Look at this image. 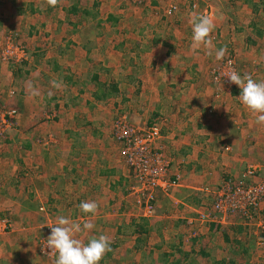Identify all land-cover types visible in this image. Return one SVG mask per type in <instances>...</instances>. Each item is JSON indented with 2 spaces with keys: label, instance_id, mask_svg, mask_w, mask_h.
<instances>
[{
  "label": "rangeland",
  "instance_id": "1",
  "mask_svg": "<svg viewBox=\"0 0 264 264\" xmlns=\"http://www.w3.org/2000/svg\"><path fill=\"white\" fill-rule=\"evenodd\" d=\"M63 1L57 0L55 6H50L47 0H0V111L2 109L7 112L16 111V118L11 125L5 127L4 136L0 137V153L6 148L7 139L15 137L23 139L28 129H35L36 135L41 137L45 126H29L28 122L33 120L38 125L40 120L56 119L58 110L55 104L58 102H61L59 106L66 103L74 107L76 111L78 109L79 115L85 120L97 118L94 122L97 126L88 129L86 134L88 137L92 136L101 140L103 123L108 124L107 128L110 125L113 135L110 136V144L104 142V145L110 149L111 156H114L115 152L112 153V151L118 150L119 153L118 144L114 140V129L120 120L125 119L128 123L140 128L154 123L160 129L163 128L166 121L160 114V117L156 115L155 100L170 102L174 96L162 94V89L171 87L168 91L177 93L175 100L179 101L183 97L180 88L189 81L196 84L200 79L203 80L201 75L210 74L211 76L206 79L217 88L220 101L226 106L238 104L242 112L247 109L237 98L240 93L238 95L233 93L234 88L239 91L240 89L230 81L225 82L226 76L223 74L235 69L241 75L248 74L255 80L264 82V41H259L260 47L248 42L251 38L256 39V29H260L264 35V0H150L142 5H135L128 0H66L64 2L67 3L68 12L76 8L78 12L80 11L78 15L65 13L64 15L67 16L60 18L56 13L53 16L57 19L54 23L42 17L45 14L40 11L46 12L47 8L50 10L52 7L56 10L61 2L63 5ZM81 2H83L82 5H80ZM194 4L196 5L192 6ZM84 11L89 14H84ZM193 12L206 14L214 20L215 25L223 26L221 31L215 30L212 36L216 48L227 47L224 60H216L214 52L212 56L207 55V50L203 48L192 50V27L189 21ZM77 21H80V26ZM61 22L64 24V29L60 26ZM249 22L254 23L255 27L263 28L251 31L247 28ZM223 23L227 26L225 27ZM232 25L234 28H228ZM183 38L188 42L184 43ZM158 39L160 43L163 40L167 41L168 44L180 50H176L175 53L171 51L173 54L179 53L174 56L177 60L175 64L170 65V60L167 61L166 52L170 50L168 46H163V52H158L157 57L153 59L152 52L156 47L153 40L158 41ZM72 43L79 45V49ZM11 45L23 51L17 56L6 57L7 48ZM140 56L145 57L142 59ZM153 61H156L155 65L152 64ZM94 76H98L97 82L93 81ZM97 83L102 84L97 85ZM115 85H118V93L110 95L107 99L98 100L96 95L109 93L112 91L111 86ZM104 89L109 91L105 92ZM185 95L186 98L191 96ZM193 97L196 102L200 101L197 98L204 99L199 94ZM85 99H90L92 104L85 107ZM169 105L173 109V105L166 104L168 110ZM179 108L182 112V108ZM233 108L236 107L228 109L233 112ZM211 109L214 111L212 107ZM61 110H63L62 107ZM73 111L72 113H76L75 110ZM27 112H30L29 116ZM36 113H41V116H36ZM23 114L27 116L24 119L21 117ZM27 118L28 120L23 122ZM244 119H249L248 123L255 127L258 133L263 134L261 130L263 126L257 124L254 116H246ZM99 125L101 127L98 128ZM8 148L10 149L6 153L12 152L10 156L7 155L10 160L17 158L24 162L23 151H20V154L15 152V148H18L16 145ZM13 153L16 156H12ZM98 155L96 159L98 163L106 159H103L105 154H101L102 157ZM84 159L89 161L87 167L94 164L90 159L86 157ZM10 160L6 162L8 165ZM19 167L21 169L22 166ZM254 167L261 168L259 177L254 180L258 182L264 177V166L257 164L253 165V169ZM13 174L14 172L3 173L2 175L6 176L0 180H11ZM91 175L93 174L87 177L93 181L95 176ZM230 176H225L222 184L225 180L231 179ZM87 177L82 179V182H87ZM0 190H3L1 185ZM27 193L33 194L30 191ZM22 195L26 202H22L21 206L26 210H32V215L37 221L34 226L29 221L27 222L29 225H26L23 220L20 221V226L13 228L9 241L13 249L7 256L10 261L13 257V264H36L39 255L41 258L46 257L43 253L47 249L45 245L51 232L50 227L55 225L60 215L57 214V210L53 212L49 210L45 203L39 205L32 199L28 202V197L23 193ZM210 201L213 202L210 198L206 207L212 205ZM38 209L42 215L39 212V216L35 213ZM112 213L114 216L122 215V211L118 210ZM129 214L140 215L143 219H152L155 216V210L148 218L134 205ZM62 215L65 214L62 213ZM69 216L73 217L71 213ZM261 220L264 221L262 211ZM254 223H248V225H254ZM197 226H199L197 230L199 236L194 237L197 231L191 226H188V234H186L189 240L188 246L193 242L191 239L199 237L200 242L196 240L197 245L187 249H184L185 247L179 250L174 249L177 245H173V242L178 241L179 238L183 239L185 235L178 231L176 239L165 238L161 254L152 260L153 262L148 260L147 264H172L173 262L170 263V258L167 256L171 248L175 250L173 261L181 264H222L223 252H225L224 257L232 258L233 254L238 255L233 249L239 244L235 240L229 242L224 238L225 229L217 230L215 226L216 231L211 236L208 224ZM167 227L162 229L165 234ZM39 228L43 231L42 234ZM108 233L107 231L104 235ZM229 233L232 234L231 231ZM156 240L158 243V238L152 241ZM129 241L132 242L133 239ZM28 247L38 250L37 259L27 250ZM46 258L48 262L54 264L55 255ZM129 259L128 264L140 262L137 261L140 258L133 254ZM248 259L250 256L245 255L240 257L239 261L241 264H250ZM228 262L227 260L224 264ZM258 264H264V261L260 260Z\"/></svg>",
  "mask_w": 264,
  "mask_h": 264
},
{
  "label": "crops",
  "instance_id": "2",
  "mask_svg": "<svg viewBox=\"0 0 264 264\" xmlns=\"http://www.w3.org/2000/svg\"><path fill=\"white\" fill-rule=\"evenodd\" d=\"M64 1L63 5L61 2L56 8L59 11L55 9L50 11L48 8L46 12L40 11L45 14L42 17L54 23L57 19L53 17V12L54 14L58 13L60 18L67 16L64 15L68 11L67 3ZM82 4L83 2L80 5ZM227 23L229 24L228 21ZM253 24L249 22L247 27L251 31L258 27ZM223 25L227 26L224 23ZM60 26L64 29L62 22ZM230 27L234 28L233 25L228 28ZM222 28L221 25H215L217 31L219 29L221 31ZM258 28L262 29L263 27ZM183 40L184 43L188 42L185 38ZM153 41L156 44L155 50L152 52L153 59L157 57L158 52H163V46H168L170 50L166 52L167 61L170 60V65L175 64L177 60L174 56L179 55V53H173L177 48L164 40L161 43L159 39V42ZM259 41H264V38L256 37L255 40L252 38L248 40L249 43L256 44V47H260ZM72 44L79 49V45ZM140 57L143 59L145 56ZM135 58L137 59V57ZM155 62L153 61L152 64L155 65ZM201 76L203 78V80L200 79L201 82L193 84L194 82L190 83L189 81L180 88L183 97L179 101L175 100L177 93L168 91L171 87L162 89L161 92L174 96L170 102L155 100L156 115L161 116L166 121L162 128V139L158 146L171 159V181L180 179V182L171 188L168 195L161 192L158 194L155 203V216L152 219H143L140 215L129 214L132 207L136 205L134 198L128 191L132 185V178L129 167L118 155V150L112 151L115 153L114 156H111L110 149L104 145V142L110 144V136L113 135L110 125L107 128L106 122L103 123V127L107 130L101 128V140L92 136L88 137L86 136L88 129L97 126V123H94L97 118L85 120L79 115L78 109L76 111L74 107L68 106L66 103L59 106L61 102H58L55 104V108L58 110L56 119H48L49 121L47 118L36 119L40 120L38 125L33 120L28 122L29 126H45L41 137L36 135L35 129H28L25 131L23 139L18 137L7 139V146L0 153V179L6 176L2 175L3 173L14 172V174L11 180H0V185L3 187V190H0V264H13V257L10 261L7 256V254H11L13 249L9 244L13 228L20 226V221L23 220L26 225L32 223L34 226L37 221L32 215V210H26L21 206L22 202H26L22 193L28 197V202L32 199L39 205L45 203L52 212L57 210L56 212L60 216L63 213L64 216L79 222L81 225L86 220H90L95 225L94 229L86 234H78L79 238L85 242L89 237L99 236L108 231L107 236L110 239L112 251L105 255L101 264H128L131 254L140 258L137 260L140 262L134 264H147L148 260L153 262L152 260L161 254L163 245H165V238L172 239L171 237H174L173 239H176L178 231L185 235H183V239L179 238L178 241L173 242V245H177L176 247L173 246L174 249L179 250L183 247L187 249L192 245H197L196 240L199 243V237L191 239L193 242L188 246L187 228L191 222L197 219L198 212L203 210L208 204V200L212 198L209 192L219 188L225 176L231 175V179L236 178L234 180L239 181L248 167L257 164L264 166V125H261L263 126L261 129L263 134L258 133V130L248 123L249 119H244L251 115L249 110L241 112V107L237 103V106L224 105L220 101L217 88L206 79L211 75L204 74ZM233 93L238 95L240 91L233 89ZM185 94L191 96L186 98ZM197 94L204 99L197 98L200 101L196 102L193 95ZM84 102L85 107L92 104L90 99H85ZM166 104L173 105V109L169 105L170 109L168 110ZM179 107L182 108V112L179 111ZM229 107L236 108H233V112H231ZM73 110L76 113H72ZM29 113L27 112V116ZM243 114L246 116L244 115V117ZM35 115L41 116V113ZM27 116L23 114L21 117L24 119ZM27 120L28 118L23 122ZM13 145L18 147L15 148V152L20 154V151H23L24 162L17 158L12 160L8 158L7 155L10 156L12 152H6L10 149L8 147H13ZM101 154H105L103 159H106L98 163L97 155L102 157ZM12 156L16 155L13 153ZM85 157L88 159L92 157L90 160L94 164L87 167L89 161L84 159ZM8 160L11 161L9 162L10 165L6 163ZM19 166H22L21 169ZM242 173L243 175H241ZM90 174L97 178L93 177V181H91L87 177ZM85 177L88 178L87 182H82ZM27 191L33 194L27 193ZM82 201L96 202L98 207L94 216L91 214L86 216L81 212L79 205ZM211 202L210 204H212ZM263 208L264 206L261 207V211L264 215ZM117 210L122 211V215L114 216L112 211ZM109 211L111 212L109 213ZM38 212L39 209L38 211L35 210L39 216L40 212ZM69 213L73 217H70ZM40 215L42 214L40 213ZM28 221L29 223H27ZM256 222L249 226L244 219L236 216L231 217L227 225L221 227L209 225L210 235L216 231L214 230L216 226L217 230L218 228L225 229L224 238L227 241L233 242L235 240L239 244L237 248L233 249L238 254H233V256L239 257H224L225 252H223L221 262L228 260V264H241L239 258L245 257V255L250 256L248 259L250 264L255 262L258 264L260 260L264 261V231L261 228L263 223L261 221ZM166 226L168 227L165 234L162 229H166ZM144 228L146 229L145 232H143ZM39 230L41 229L39 228ZM42 232L41 230V234ZM155 238H158V243L157 240L152 241ZM130 239L133 241L130 242ZM174 249L171 248L170 253L167 254L170 263L175 258ZM27 250L32 252L37 259L39 254L37 249L28 247ZM47 263L52 264L53 262H48L39 255L36 264Z\"/></svg>",
  "mask_w": 264,
  "mask_h": 264
},
{
  "label": "built area",
  "instance_id": "3",
  "mask_svg": "<svg viewBox=\"0 0 264 264\" xmlns=\"http://www.w3.org/2000/svg\"><path fill=\"white\" fill-rule=\"evenodd\" d=\"M128 1L135 5H142L150 0ZM21 51L23 50L19 47L11 45L7 48L5 56H17ZM225 82L229 80L225 78ZM15 118L14 110L0 111V137L4 136L5 127L11 125ZM161 139L162 129L156 123L140 128L122 119L114 129V140L118 144L119 154L129 167L132 178V185L128 191L140 211L144 212L148 218L155 210L158 194L161 192L168 195L171 188L180 182V179L177 181L170 179L172 163L158 146ZM260 173L261 168L253 169V166H250L239 181L227 179L219 188L210 191L212 205L209 207L206 205L198 212L197 219L193 221L194 223H190L192 229L197 231L198 224L224 226L229 223L231 217L236 216L244 219L247 224L261 221L264 226V221L260 219L261 207L264 203V177L258 182L254 181ZM197 234L198 231L194 233V237L199 236ZM49 253L50 250L47 248L43 254L46 257H54V254L49 255Z\"/></svg>",
  "mask_w": 264,
  "mask_h": 264
},
{
  "label": "clouds",
  "instance_id": "4",
  "mask_svg": "<svg viewBox=\"0 0 264 264\" xmlns=\"http://www.w3.org/2000/svg\"><path fill=\"white\" fill-rule=\"evenodd\" d=\"M50 6H55L57 0H47ZM192 27L191 48L207 50V55L215 54L218 61L224 60L227 47L216 48L213 43L215 31L214 20L206 14L193 12L190 18ZM230 63V62H229ZM223 75L240 89L237 97L242 105L256 118L257 124L264 125V82L255 80L251 75H241L235 69ZM219 79V77H218ZM58 86V85H57ZM95 201H82L79 208L86 216L95 215L97 210ZM95 225L86 220L83 225L66 216H58L55 225L46 240L49 255H55L54 264H101L105 255L112 251L111 242L107 235L92 236L85 242L78 234H86Z\"/></svg>",
  "mask_w": 264,
  "mask_h": 264
},
{
  "label": "trees",
  "instance_id": "5",
  "mask_svg": "<svg viewBox=\"0 0 264 264\" xmlns=\"http://www.w3.org/2000/svg\"><path fill=\"white\" fill-rule=\"evenodd\" d=\"M55 9V7L53 8H51L50 9V11H53ZM80 12V11H79ZM78 11H77V9L75 8H73V9H71L69 12L67 11V13L69 14H77V13H79ZM84 14H89L87 11H84ZM53 16H54V12H53V14H52ZM78 15V14H77ZM111 17H109V19H110ZM77 24L80 26V21H77ZM258 28V27H257ZM256 36H257V38H262L264 35H262V31L260 30V29H256ZM84 48H86V47H84ZM93 81L94 82H97L98 81V76H94V78H93ZM102 83H97V85H101ZM101 88H105V85L102 87V86H100ZM112 91H110L109 93H103V94H101V95H96L97 96V98H98V100H104V99H107L110 95H113V94H116V93H118V91H119V89H118V85H115V86H111V88H110ZM235 89V88H234ZM105 90V92L106 91H109L108 89H104ZM239 218H241V217H239ZM263 230V229H262ZM146 231V229L144 228L143 229V232H145ZM264 231V230H263ZM45 234V233H44ZM45 260L47 259L46 257H43ZM225 262H223L222 261V264H224ZM172 264H181V263H178L177 261H173V263Z\"/></svg>",
  "mask_w": 264,
  "mask_h": 264
}]
</instances>
